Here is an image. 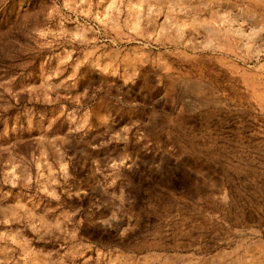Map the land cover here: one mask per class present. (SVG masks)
Returning <instances> with one entry per match:
<instances>
[{"label":"rangeland","instance_id":"rangeland-1","mask_svg":"<svg viewBox=\"0 0 264 264\" xmlns=\"http://www.w3.org/2000/svg\"><path fill=\"white\" fill-rule=\"evenodd\" d=\"M262 65L264 0H0V264H214L236 228L226 209L202 193L131 206L126 164L254 151L256 139H163L141 123L200 96L220 104L222 73ZM231 94L247 126L252 101Z\"/></svg>","mask_w":264,"mask_h":264},{"label":"crops","instance_id":"crops-1","mask_svg":"<svg viewBox=\"0 0 264 264\" xmlns=\"http://www.w3.org/2000/svg\"><path fill=\"white\" fill-rule=\"evenodd\" d=\"M204 29L207 46L219 29L209 25ZM246 72L220 75L224 83L220 104L200 96L199 102L176 115L149 110L141 125L148 132L165 129L163 139H256L254 151L133 153L125 169L131 177L126 182L131 206H145L155 192L176 197L188 193L194 200L202 193L199 198L209 202L206 206L211 208L215 200L217 207L226 209L224 214L236 228L232 235L218 238L229 247L214 254V264H264V70ZM230 89L232 96L245 92L252 101L247 126L244 103L230 99L232 109L228 106ZM229 111L235 115L229 117Z\"/></svg>","mask_w":264,"mask_h":264}]
</instances>
